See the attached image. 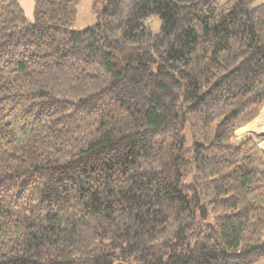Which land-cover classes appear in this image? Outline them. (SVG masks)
Instances as JSON below:
<instances>
[{
	"label": "trees",
	"instance_id": "obj_1",
	"mask_svg": "<svg viewBox=\"0 0 264 264\" xmlns=\"http://www.w3.org/2000/svg\"><path fill=\"white\" fill-rule=\"evenodd\" d=\"M79 1L0 0V264L264 259V3Z\"/></svg>",
	"mask_w": 264,
	"mask_h": 264
},
{
	"label": "rangeland",
	"instance_id": "obj_2",
	"mask_svg": "<svg viewBox=\"0 0 264 264\" xmlns=\"http://www.w3.org/2000/svg\"><path fill=\"white\" fill-rule=\"evenodd\" d=\"M21 6L24 16L28 23L34 22L35 8L37 0H16ZM230 0H216L218 6H222L229 2ZM95 0H80L77 5V13L75 23L73 25V30L84 31L88 28L94 27L98 22L97 13L93 10V4ZM264 3V0H255L251 7H256ZM149 28L153 35L158 34L161 21L158 16H152L150 22L148 23ZM264 115V106L261 108L258 117L245 127L239 129L235 132L234 138L232 140V146L237 148L247 139H253L257 146L264 151V125H260ZM244 132L246 130H249ZM189 136V134H187ZM187 147L191 146V140L188 137ZM120 264V263H115ZM126 264V263H124ZM133 264V263H128ZM255 264H264V259L258 261Z\"/></svg>",
	"mask_w": 264,
	"mask_h": 264
},
{
	"label": "bare ground",
	"instance_id": "obj_3",
	"mask_svg": "<svg viewBox=\"0 0 264 264\" xmlns=\"http://www.w3.org/2000/svg\"><path fill=\"white\" fill-rule=\"evenodd\" d=\"M261 122V121H260ZM262 125H264V115H263V118H262Z\"/></svg>",
	"mask_w": 264,
	"mask_h": 264
},
{
	"label": "crops",
	"instance_id": "obj_4",
	"mask_svg": "<svg viewBox=\"0 0 264 264\" xmlns=\"http://www.w3.org/2000/svg\"><path fill=\"white\" fill-rule=\"evenodd\" d=\"M262 124V120H261V122H260V125Z\"/></svg>",
	"mask_w": 264,
	"mask_h": 264
}]
</instances>
